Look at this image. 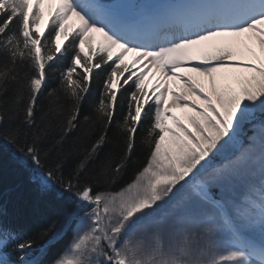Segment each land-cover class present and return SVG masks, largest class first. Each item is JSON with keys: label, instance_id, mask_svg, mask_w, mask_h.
Returning <instances> with one entry per match:
<instances>
[{"label": "snow or ice", "instance_id": "snow-or-ice-1", "mask_svg": "<svg viewBox=\"0 0 264 264\" xmlns=\"http://www.w3.org/2000/svg\"><path fill=\"white\" fill-rule=\"evenodd\" d=\"M3 155L64 212L0 264H264V0H0Z\"/></svg>", "mask_w": 264, "mask_h": 264}, {"label": "trees", "instance_id": "trees-1", "mask_svg": "<svg viewBox=\"0 0 264 264\" xmlns=\"http://www.w3.org/2000/svg\"><path fill=\"white\" fill-rule=\"evenodd\" d=\"M99 84L92 96L97 95ZM125 179H128L127 177ZM123 183V182H122ZM0 206L6 211L4 221L9 224L29 225L36 220L56 217L63 223V203L54 193H40L30 174L8 155L0 156ZM67 238L63 244H66Z\"/></svg>", "mask_w": 264, "mask_h": 264}, {"label": "rangeland", "instance_id": "rangeland-1", "mask_svg": "<svg viewBox=\"0 0 264 264\" xmlns=\"http://www.w3.org/2000/svg\"><path fill=\"white\" fill-rule=\"evenodd\" d=\"M72 21H70L71 23ZM99 38V36H97ZM100 39V38H99ZM257 52H258V46H257ZM132 56L129 54V56L126 58V60L128 62H131L132 60ZM240 58H247L246 54H243ZM229 75H232V76H243V75H247V73H243V72H240V71H235V72H231V73H228ZM221 74H217V84L219 85L221 83V81L219 80V76ZM192 77V76H191ZM157 78H158V74L157 73H151L149 74V77L146 78L145 80V83L147 85V88L148 89H151L152 86L156 83L157 81ZM193 78V77H192ZM195 81H197L198 83H201L204 85L205 89H209L210 88V81H209V78L207 77H203V76H199L198 74L195 75V78H193ZM169 83L171 84L173 90H176V88H178L177 90H181L183 85L181 82L179 81H169ZM181 87V88H180ZM176 90V91H177ZM169 99H171V97H169ZM176 114L181 120H184V117L187 115V113H185L184 111H182L181 109H176L175 110ZM186 123V120L184 121Z\"/></svg>", "mask_w": 264, "mask_h": 264}, {"label": "bare ground", "instance_id": "bare-ground-1", "mask_svg": "<svg viewBox=\"0 0 264 264\" xmlns=\"http://www.w3.org/2000/svg\"><path fill=\"white\" fill-rule=\"evenodd\" d=\"M177 91H180V90H177Z\"/></svg>", "mask_w": 264, "mask_h": 264}]
</instances>
